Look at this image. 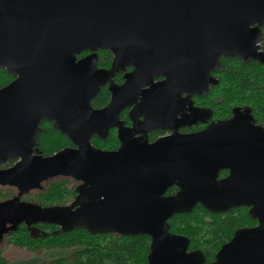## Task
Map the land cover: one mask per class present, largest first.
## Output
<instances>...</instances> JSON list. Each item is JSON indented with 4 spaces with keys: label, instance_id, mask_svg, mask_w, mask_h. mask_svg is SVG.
Wrapping results in <instances>:
<instances>
[{
    "label": "water",
    "instance_id": "water-1",
    "mask_svg": "<svg viewBox=\"0 0 264 264\" xmlns=\"http://www.w3.org/2000/svg\"><path fill=\"white\" fill-rule=\"evenodd\" d=\"M263 26L264 0H0V68L14 76L0 88V186L17 189L0 200V246L22 224L50 223L149 235V264H205L169 220L198 204L246 206L258 224L236 230L210 264H264V126L246 105L198 131L179 130L212 118L192 97L219 83L223 57L264 64ZM99 49L114 54L110 69L98 68ZM84 50L94 53L78 60ZM127 66L110 103L95 108L100 87ZM133 103L134 124L125 127L120 110ZM43 121L72 145L44 155ZM116 127L119 148L93 144ZM156 129L170 133L151 142ZM59 177L78 183L70 204L23 198Z\"/></svg>",
    "mask_w": 264,
    "mask_h": 264
},
{
    "label": "trees",
    "instance_id": "trees-1",
    "mask_svg": "<svg viewBox=\"0 0 264 264\" xmlns=\"http://www.w3.org/2000/svg\"><path fill=\"white\" fill-rule=\"evenodd\" d=\"M262 31L264 49V26ZM111 58L108 50L101 51L100 65L109 66ZM214 75L219 83L212 86L211 91L204 97H200L199 103L210 107L216 119H228L232 116L234 107L248 105L252 108L256 121L264 126V64L254 59L243 60L237 56L223 57ZM13 79L11 74L0 68V88ZM109 96L108 90L103 88L94 101V106L101 107ZM41 127L38 146L44 155L54 154L72 145L52 122H43ZM93 143L104 149H117L120 145L116 132H112L106 141L94 139ZM14 162L10 160L7 166ZM228 173V170H223L220 176L225 177ZM77 184L70 178L53 179L46 183L44 189L38 191L37 195L35 193L34 197L24 199L43 205L65 204L66 200H73L76 196ZM177 191L178 187L172 186L167 194L172 195ZM13 193L12 190L7 193L0 192V200L13 197ZM169 223L171 231L187 236L190 239V250L203 251L205 264H210L215 260L222 245L233 237L236 230L252 227L257 221L250 216L246 206L234 207L226 212H212L198 204L190 213L175 214ZM6 238L14 245L34 252L72 249L68 256L54 258L50 264H149L151 237L146 234L126 236L112 233L92 234L85 229L64 231L58 225L39 223L33 227L22 224ZM0 264H7L1 255Z\"/></svg>",
    "mask_w": 264,
    "mask_h": 264
},
{
    "label": "flooded vegetation",
    "instance_id": "flooded-vegetation-1",
    "mask_svg": "<svg viewBox=\"0 0 264 264\" xmlns=\"http://www.w3.org/2000/svg\"><path fill=\"white\" fill-rule=\"evenodd\" d=\"M104 50H108V49H99V50H97L96 51V53H97V56H98V62H97V66H98V68L99 69H110V67H111V65H112V61H113V58H114V54L110 51V50H108L110 53H111V55H112V58H111V62H110V64H109V66H101L100 65V52L101 51H104ZM92 53H94L93 51H91V50H84V51H82L81 53H79V54H77L76 55V57H77V59L79 60V59H83V58H85V57H87L88 55H90V54H92ZM133 70V67L132 66H127L126 67V69L125 70H120V71H118V72H116L114 75H113V77L111 78V80H109L106 84H104V85H102L101 87H100V91H99V93L97 94V96L93 99V101H92V105L94 106V101H96V99H97V97H98V95L100 94V92L102 91V89L103 88H106L107 90H108V92H109V94H110V96H109V99L106 101V103L104 104V105H102L101 107H96V106H94L95 108H103V107H106L109 103H110V101H111V98H112V92H111V90H110V85H111V83H113V84H116V85H118V86H122L124 83H125V81H126V78H125V75L127 74V73H129V72H131ZM14 77V76H13ZM164 79V77H156L155 78V82H158V81H162ZM146 88V86H144L142 89H145ZM211 91V90H210ZM124 94V93H123ZM206 94H208V93H206ZM205 94V95H206ZM185 94H183V96H184ZM204 95V96H205ZM204 96H199V95H194L193 97H192V101H193V106L194 107H198V108H201V107H206V108H210V107H208V106H206V105H201L199 102V99H200V97H204ZM161 103V102H160ZM162 104H164V103H162ZM136 106V103H133V104H131V105H125V106H123L122 107V109L120 110V120H121V122L123 123V125L125 126V127H132L133 126V124H134V121H133V119L131 118V116H130V113H131V111L133 110V108ZM160 107V106H159ZM213 111V110H212ZM214 112H213V116H212V118L207 122V123H197V124H194V125H192V126H187V127H180V131L181 132H191V131H198V130H200V126H204V127H206L211 121H214V120H219V119H216V118H214ZM144 117L143 116H141L140 117V119L142 120ZM43 122H46V121H43ZM42 122V123H43ZM48 122H51V121H48ZM203 127V128H204ZM202 129V128H201ZM112 132H116L117 133V136H118V127H116V128H113L111 131H110V134L112 133ZM170 133V131L169 130H164V129H156V130H153V131H149L148 132V138H149V140L151 141V142H153V141H155L156 139H158L159 137H161V136H164V135H167V134H169ZM138 135V134H137ZM110 136V135H109ZM109 138V137H108ZM107 138V139H108ZM94 139H99V140H101V141H106V140H104V139H101V138H99L98 136H93V138H92V142L94 141ZM118 139H119V136H118ZM119 144L121 145V141H120V139H119ZM94 144V143H93ZM119 145V146H120ZM223 171V170H222ZM229 174V173H228ZM221 177V176H220ZM226 177V176H225ZM222 178V177H221ZM175 186V185H174ZM169 190V189H168ZM24 198V197H23ZM248 211H249V207H248ZM254 219V218H253ZM256 220V219H255ZM257 221V220H256ZM258 224V221H257V223H256V225ZM255 226V225H254ZM189 250H190V248H189Z\"/></svg>",
    "mask_w": 264,
    "mask_h": 264
},
{
    "label": "rangeland",
    "instance_id": "rangeland-1",
    "mask_svg": "<svg viewBox=\"0 0 264 264\" xmlns=\"http://www.w3.org/2000/svg\"><path fill=\"white\" fill-rule=\"evenodd\" d=\"M64 136L67 137L66 135ZM59 179H63V178L59 177L54 180H59ZM72 181H75V180L72 179ZM0 187L2 188V189L0 188V192L7 193L8 191L12 190L14 192L13 193L14 195L12 194L13 196L17 194V189L14 187H8V186H5V187L0 186ZM37 192H38L37 190L32 191L28 195H25L24 198L34 197L35 195H37ZM71 201L72 200H69V201L66 200L64 203L70 204ZM71 251H72L71 248H66L64 250L49 249L46 251L34 252L28 248L14 245L13 243L9 242L6 237H5L4 242L0 246V255L7 262V264H50V261L52 259L62 257V256H68L71 253Z\"/></svg>",
    "mask_w": 264,
    "mask_h": 264
}]
</instances>
